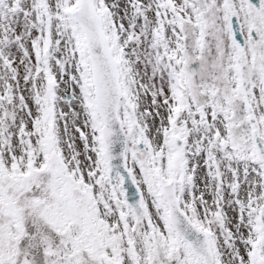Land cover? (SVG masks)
I'll list each match as a JSON object with an SVG mask.
<instances>
[{"label":"snow or ice","instance_id":"6c2138e0","mask_svg":"<svg viewBox=\"0 0 264 264\" xmlns=\"http://www.w3.org/2000/svg\"><path fill=\"white\" fill-rule=\"evenodd\" d=\"M0 264H264V0H0Z\"/></svg>","mask_w":264,"mask_h":264}]
</instances>
